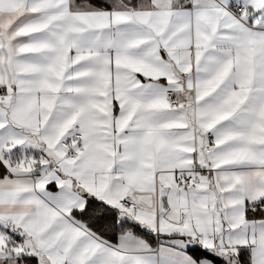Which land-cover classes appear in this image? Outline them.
I'll return each mask as SVG.
<instances>
[{
  "label": "snow or ice",
  "instance_id": "obj_1",
  "mask_svg": "<svg viewBox=\"0 0 264 264\" xmlns=\"http://www.w3.org/2000/svg\"><path fill=\"white\" fill-rule=\"evenodd\" d=\"M0 264H264V0H0Z\"/></svg>",
  "mask_w": 264,
  "mask_h": 264
}]
</instances>
